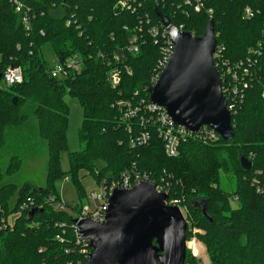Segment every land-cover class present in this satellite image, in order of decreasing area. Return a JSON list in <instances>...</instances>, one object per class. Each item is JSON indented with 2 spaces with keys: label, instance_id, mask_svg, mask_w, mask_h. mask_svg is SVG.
Here are the masks:
<instances>
[{
  "label": "trees",
  "instance_id": "trees-1",
  "mask_svg": "<svg viewBox=\"0 0 264 264\" xmlns=\"http://www.w3.org/2000/svg\"><path fill=\"white\" fill-rule=\"evenodd\" d=\"M22 2L29 9V30L12 0H0V86L9 65L20 67L23 77L20 83L0 87V152L4 147L12 151L5 171L0 170V206L5 215L17 213L11 229L0 228V264L86 262L84 246L76 242L72 227L84 203L66 204L73 211L68 214L48 201L55 193L53 181L66 177L80 199H86L78 179L80 169L97 183L109 182L130 170L168 179L169 198L180 199L187 215L199 216L196 224L204 230L197 234L206 244L211 264H264V190L256 189V184L264 189V0H203L199 11L185 0L134 1L131 11L114 10L116 0ZM245 7L252 16H243ZM210 17L220 56L232 68L241 63L248 69L246 80L250 84L231 119L234 137L207 143L192 138L180 145L176 156H168L153 122L141 123L150 114L141 109L135 117H124L126 107H119L117 101L124 100L132 107L140 100L149 102L147 89L158 73L162 50L169 44L159 33L153 37L150 29L160 27L165 18L173 26L200 36ZM133 35L138 38V50L123 51L115 61L113 55L120 54L119 48L127 46ZM47 42L56 62L80 57L82 66L74 77L50 76L52 63L45 60L42 48ZM113 66L120 67L121 74L114 87L106 79ZM66 94L78 98L82 107L80 148L68 154V176L63 175L59 161L60 152L67 148ZM13 97L17 98L15 104ZM30 115L36 119L37 133L47 147L46 180L43 187L25 181L17 189L15 183L1 181L21 164L19 147L24 134L19 132ZM145 130L150 136L143 142L140 135ZM241 155L251 161L250 170L242 168ZM227 159L230 170L225 168ZM218 165L229 172L238 171L234 208L219 189ZM53 196L59 199L56 193ZM29 200L35 207L18 212L20 204ZM192 237L187 226L186 241ZM189 244L196 255L200 253L198 242ZM185 256L184 264H198L188 249Z\"/></svg>",
  "mask_w": 264,
  "mask_h": 264
},
{
  "label": "water",
  "instance_id": "water-1",
  "mask_svg": "<svg viewBox=\"0 0 264 264\" xmlns=\"http://www.w3.org/2000/svg\"><path fill=\"white\" fill-rule=\"evenodd\" d=\"M163 22L169 24L165 18ZM204 28L200 36L176 26L167 28L172 53L147 91L150 101L164 108L176 125L198 131L207 124L227 140L234 137V127L214 67L217 42L212 17ZM16 100L13 97L12 103ZM240 164L250 170L251 161L243 155ZM167 197L153 183L141 181L112 190L102 223L73 219L76 232L92 248L83 264H184L187 219L166 202Z\"/></svg>",
  "mask_w": 264,
  "mask_h": 264
},
{
  "label": "built area",
  "instance_id": "built-area-1",
  "mask_svg": "<svg viewBox=\"0 0 264 264\" xmlns=\"http://www.w3.org/2000/svg\"><path fill=\"white\" fill-rule=\"evenodd\" d=\"M134 1L137 0H116L115 5H114V10L117 11L119 10H134ZM13 5L15 6L16 12L21 13V20L23 21L24 27L26 30H29L30 28V20L28 16L29 9L26 8L22 2V0H12ZM186 5H190L194 8L195 11H199L202 6H203V0H185ZM208 12H211V9L208 10ZM253 15V12H251L249 7H245L243 10V16L244 17H250ZM70 21L68 20L66 24L68 25ZM168 25H165L164 23L160 25V27H155L150 29L152 36L156 37L159 34H161L162 37L166 38L167 44L164 46L162 50V59L160 61V67L159 70L157 71L158 73L155 74L152 79H151V84L149 85L152 86L156 80L158 79L160 75V71L162 70V67L167 63L168 61V56L172 53V43H170V38L168 34V27L173 26L170 22H168ZM175 26V25H174ZM177 28H181V26H176ZM140 30V28H139ZM183 30V29H182ZM138 38L136 35H133L132 38L129 39L127 46L120 47L118 52L120 54H114L113 59L115 61H119V58L123 56V51L125 52H135L138 50L139 44H137ZM156 43V41L154 40ZM214 67L215 70H220L221 72H218L220 76V81H221V90L224 98L226 99V106L228 111L231 113V118L232 116L237 113L236 111L238 110V107L241 105L243 101V94L244 91L247 89L249 86V81L248 79L246 80L248 74V69L243 67V64L239 63L237 67L232 68L227 61H225L221 56L218 51V44L216 47V51L214 53ZM216 59V61H215ZM82 62L80 57L77 55L70 56L66 58L62 63L61 62H56L54 61L50 68H49V74L52 77L56 78H68V77H74L77 72L80 71ZM249 59H248V64H249ZM126 71L127 73H131V71L128 69L126 66ZM217 68V69H216ZM238 68H242V71H239ZM247 74V75H246ZM249 77V76H248ZM2 83L11 85V84H16L20 83L22 81V73L20 67H14V66H7L5 70L2 73ZM107 81L110 83L111 86H116L119 84V81L121 79V74H120V67L118 68L117 66L111 67L106 76ZM119 107H126L123 112V116L130 118V117H135V114L138 113L141 109H144L148 114V118H142L141 123L142 125L153 122L155 125V128L157 129V132L159 134V137L164 143V149L165 153L168 156H176L179 151L180 145L188 141L190 139H196L201 142H214L217 141L218 139H221L218 133L210 126L202 125L200 126V129L198 131H191L188 128H185L184 126L178 124L176 125L170 116L166 113L165 109L154 104L152 101H150L148 104H145L143 100H140V103L137 105H134L132 107L128 102H125L124 100H119L117 101ZM149 132L147 130L142 131L140 138L141 141L146 142L149 139ZM65 179H68L66 177ZM256 178H253L252 182L255 181ZM141 181H147L149 183H153L157 192L159 193H164L167 194V203L170 205L177 206L179 210L186 216L187 209L186 207H181L180 199L176 197H170L169 198V192L171 190V185L168 179L164 178H159L156 179L154 176L150 175L147 172L139 171V170H130V171H125L123 172V175L119 176L118 178H113L109 180V182H106L105 180H101L98 185L101 190L100 194H92L86 197V203H84L81 206V210L77 213L75 218L78 220L82 219H91L94 222L102 223L105 219V211L108 208L109 202L108 198L110 193L112 192L113 189L115 188H131L132 186L136 185L137 183ZM255 183V182H254ZM257 186V191L263 192L260 185L256 184ZM237 199V197H234ZM95 199H98L100 203L96 204L95 206H91L89 203V200L95 201ZM49 202H52L55 204V207L63 210L64 208L67 207L66 203L62 202L60 199H55L54 196H50L48 198ZM20 210H24L25 208H33L35 207L33 200H29L28 203L24 202L20 204ZM17 214V213H16ZM9 215H5L3 212V209L0 206V228L1 229H11L12 223L10 224L9 220ZM74 218V219H75ZM72 227L73 230L76 234V242L77 243H82L84 248L82 252L86 253V262H87V257L88 255L92 252V248L88 245V241L81 237L78 232H76V224L72 222ZM85 263V262H84Z\"/></svg>",
  "mask_w": 264,
  "mask_h": 264
},
{
  "label": "rangeland",
  "instance_id": "rangeland-1",
  "mask_svg": "<svg viewBox=\"0 0 264 264\" xmlns=\"http://www.w3.org/2000/svg\"><path fill=\"white\" fill-rule=\"evenodd\" d=\"M43 56L45 60L49 63H53L55 61V54L53 51V48H51V45L49 42L45 43L43 46ZM2 88H5L3 86H7V84L3 85L1 84ZM65 100L67 104L69 105V121L66 128V149L59 154V161L61 170L63 172V175L68 176V171L70 168V161L68 160V154L72 151H78L79 146V132L78 128L82 121V107L81 103H79L78 98L72 97L68 94L65 95ZM31 109V108H30ZM30 109H27L29 114L32 112ZM29 120L26 122L25 126L22 127V130L19 132L20 134H24L22 137L21 147L20 149V156H21V164L18 167V170L14 174L4 175L2 179V183H8L13 182L16 184L17 189L20 188L25 181H28L32 183L35 187H43L45 185L46 180V165H47V147L45 146V142L41 140L37 133L36 129V119L33 118L32 115L28 118ZM25 135H27V139H25ZM17 138L13 140V142L16 141ZM20 139V137H19ZM11 140V139H10ZM25 140V142H24ZM12 154L11 150H7L4 147V150L0 152V170L3 173L5 171V167L7 166L9 162V158ZM228 160V159H227ZM228 164H226V169L230 170V160H228ZM224 169L223 165H218V175H219V189L224 192L225 195L229 198L230 206L231 208L235 207V201L234 198L235 194L237 193V188L239 185L238 180V171H235V169H231L232 171H227ZM79 181L82 185L83 193L87 196L92 194H100L101 190L99 188V185L96 181V178L88 174L85 170L80 169L78 173ZM53 190H55V193L59 197V199L68 204L73 205L77 204L78 206L81 205V203H86V199L82 200L80 199L79 192L74 186L71 179H65L61 178L59 180L53 181ZM50 188V192H51ZM51 193L50 196L52 197L53 194ZM177 198V197H176ZM14 199H12L10 202V205L12 206V202ZM89 203L91 206H95L96 204L100 203L98 199H95V201L89 200ZM181 207H185L184 204H181ZM58 209V208H57ZM59 210V209H58ZM68 214H72L73 211L69 206L64 208L63 210ZM16 212H12L9 215V222L10 224L14 222V218L16 216ZM189 215V217H188ZM186 212V219H187V226L192 232V238L187 242V249L193 254L194 257L198 258V264H211L209 260V255L207 254V247L202 238L197 233H203L204 228L201 224H196V219L198 222V215H192V213ZM190 242H198L200 247V253L195 254L193 251V248L190 246Z\"/></svg>",
  "mask_w": 264,
  "mask_h": 264
}]
</instances>
